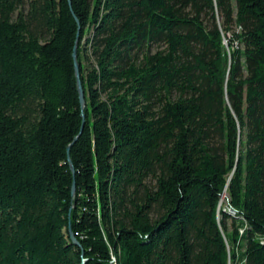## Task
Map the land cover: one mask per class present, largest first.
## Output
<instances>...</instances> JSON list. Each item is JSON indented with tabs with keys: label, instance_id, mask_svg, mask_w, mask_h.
Segmentation results:
<instances>
[{
	"label": "trees",
	"instance_id": "1",
	"mask_svg": "<svg viewBox=\"0 0 264 264\" xmlns=\"http://www.w3.org/2000/svg\"><path fill=\"white\" fill-rule=\"evenodd\" d=\"M0 264H264V0H0Z\"/></svg>",
	"mask_w": 264,
	"mask_h": 264
},
{
	"label": "water",
	"instance_id": "2",
	"mask_svg": "<svg viewBox=\"0 0 264 264\" xmlns=\"http://www.w3.org/2000/svg\"><path fill=\"white\" fill-rule=\"evenodd\" d=\"M77 39H78V37H77ZM73 59H74L75 74H76V78H77V88H78V92L80 95V101L83 104V90H82V86H81V83L79 80L78 62L76 60V45L74 46V49H73ZM82 124H83V122H82ZM74 242L76 243V241H74Z\"/></svg>",
	"mask_w": 264,
	"mask_h": 264
},
{
	"label": "rangeland",
	"instance_id": "3",
	"mask_svg": "<svg viewBox=\"0 0 264 264\" xmlns=\"http://www.w3.org/2000/svg\"><path fill=\"white\" fill-rule=\"evenodd\" d=\"M224 194V193H223ZM226 201V193L224 194V196L221 199V203L224 204ZM229 209V208H228Z\"/></svg>",
	"mask_w": 264,
	"mask_h": 264
},
{
	"label": "bare ground",
	"instance_id": "4",
	"mask_svg": "<svg viewBox=\"0 0 264 264\" xmlns=\"http://www.w3.org/2000/svg\"><path fill=\"white\" fill-rule=\"evenodd\" d=\"M225 194V193H224ZM224 194L222 195V197L224 196Z\"/></svg>",
	"mask_w": 264,
	"mask_h": 264
}]
</instances>
